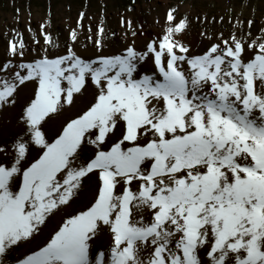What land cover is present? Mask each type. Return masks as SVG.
Returning a JSON list of instances; mask_svg holds the SVG:
<instances>
[{
	"label": "snow or ice",
	"instance_id": "snow-or-ice-1",
	"mask_svg": "<svg viewBox=\"0 0 264 264\" xmlns=\"http://www.w3.org/2000/svg\"><path fill=\"white\" fill-rule=\"evenodd\" d=\"M85 19L63 47L50 19L7 34L0 264H264V26L201 32L195 52L168 5L142 50L121 17L112 52L121 37Z\"/></svg>",
	"mask_w": 264,
	"mask_h": 264
},
{
	"label": "rangeland",
	"instance_id": "rangeland-1",
	"mask_svg": "<svg viewBox=\"0 0 264 264\" xmlns=\"http://www.w3.org/2000/svg\"><path fill=\"white\" fill-rule=\"evenodd\" d=\"M168 5L179 6L180 13L189 15L193 20L190 32L184 39L195 52L208 45L207 38L199 35L201 32H206L207 36H218L223 32L227 37L233 31L237 19H253L255 23L251 32L254 36H259V30L264 26V0H0V59L3 58L6 37L11 29L25 32L26 38L30 39V34L26 31L29 23L34 31H38L39 25L46 19H50V29L54 36L60 38L63 47V41L69 29L76 27V20L81 11L91 18L83 21L84 33L89 25L95 28L103 21L110 39H114L111 36L112 31L121 37L112 45V52H116L125 43L121 17L133 21L137 27L142 25L143 34L136 37L137 49L142 50L147 40L159 34L160 27L154 21L162 20ZM16 9H20L18 17ZM197 15L201 19L207 16L209 22H196ZM213 17L216 18L215 21ZM220 17L224 19L220 20ZM84 33L80 36V44L76 46V50L81 54H84V45H87L91 52V42L86 39ZM239 34L237 31V35ZM128 39L131 40L130 34ZM146 67H151L150 62ZM108 243V238L102 236L93 248L98 253L104 251Z\"/></svg>",
	"mask_w": 264,
	"mask_h": 264
}]
</instances>
